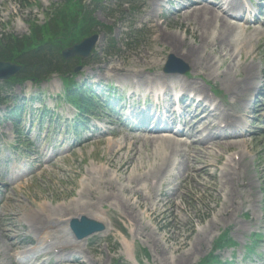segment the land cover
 I'll use <instances>...</instances> for the list:
<instances>
[{"label":"rangeland","instance_id":"obj_1","mask_svg":"<svg viewBox=\"0 0 264 264\" xmlns=\"http://www.w3.org/2000/svg\"><path fill=\"white\" fill-rule=\"evenodd\" d=\"M66 1L0 0V42L1 36L6 34L17 37L30 35L34 24L45 25L52 16H56V8ZM80 2L82 10L102 25L92 26L89 30L98 35L91 57L83 65L76 59H70L71 63L66 64L63 70L69 74L79 65L82 69L74 76L72 73L69 77L62 76L60 72L54 75L47 73L41 76L43 80L38 84L26 81L2 87V97L18 103L26 102L25 119H29L24 126H30L33 121L31 111L40 107L31 102L40 98L43 101L41 107H47L51 113L56 111L54 122L59 121L56 129L53 126L56 134L46 141L45 136L36 132L28 137L21 127L19 130L24 131L26 138H18V127L13 128L9 121L0 123V264H200L213 253L224 232H228L229 238L237 244L221 247L213 253L215 256L219 255L227 264H264V239L253 246L254 253L248 252L253 235L264 236V131L260 129L264 125L253 122L255 118H247L251 112L240 116L248 123L249 133L241 139L227 141L235 144L221 147V151L211 150L205 162L214 167L209 172L200 173L197 180L185 181V178L178 179V175L183 171L182 164L190 166L189 156L180 153L181 149L176 148L172 153L166 145L158 147L155 143H144L142 131L136 132L132 127L123 126L108 117L114 111L107 110L106 115L101 110L94 113L96 116L88 123L87 132L79 131L78 136L74 135V129L68 132L75 123L77 112L63 94V81L67 79V83L77 82L79 85L102 82L121 86L117 82L120 76L112 74V69L123 67L140 73L145 70V74L156 72L162 77H175L173 86L182 94L184 91L188 95L195 92L187 89V86L195 84L212 98L210 88L213 87L218 97L238 115L256 95L257 87H261V98H264V77L261 74L264 71V27L260 26L255 37L251 29L228 32L227 28L201 26L195 18H175L172 14L177 5L172 3L173 8L167 11L166 1L163 3L164 15L159 21L152 13L155 6L151 0ZM151 19L154 23L149 26ZM166 33L180 35L189 46L199 45L202 33L206 35L209 45L194 57L197 68L186 59V49L174 50L162 42L161 35ZM212 44L217 45L216 49L210 46ZM220 51L226 54L224 58ZM169 55L187 60L189 72L186 75L165 74L163 69ZM252 66L255 70L251 69ZM136 73H130L132 81L124 84L139 82L137 86L145 90L149 86L144 81H151L152 76L138 74L144 79L139 81ZM239 85L244 87L242 91L237 90ZM4 111L5 107H0L1 116H4ZM261 113L264 116V109ZM97 118L102 123L99 126H95ZM109 121L114 124L104 131L111 132V135L98 128L103 129ZM38 126L37 123L33 129L36 131ZM74 139L78 143L75 144ZM134 143L137 147L135 153L139 152V164L141 161L158 163L162 156H168L169 161L164 177L158 182L153 179L148 183L136 182L132 186L153 184L180 206L173 212L159 204L154 214L139 209L136 212L141 216L142 228L133 227L122 211L126 195L119 199L121 205L108 197L110 192H120L127 185V174L117 171V167L128 151L125 147ZM216 151L220 153L217 159L214 156ZM239 151L244 152L243 159L236 156ZM50 159L54 160L49 163ZM231 159L236 160L233 168H240L235 183L230 181L235 176L230 175L229 170L225 171L226 163ZM100 170L106 172L105 176L99 173ZM187 174L193 173L189 171ZM90 190L95 192L97 199L91 198ZM169 200L164 199V202ZM87 205L94 207L83 209ZM68 207L72 212L65 209ZM232 207L235 214L230 221L224 218L216 229L208 230L216 217ZM81 213L104 222L111 231L92 236L79 248L66 233L64 223ZM181 221H188V224L181 226ZM56 223L59 227L55 228ZM4 226L16 236L12 248H8L2 234ZM45 227L54 235L51 236L54 242L62 241V251L50 256L39 253L38 260H25L22 256L24 251L40 247L38 239L33 241L35 229ZM199 238L203 240L200 245ZM126 245L130 247V254L126 252ZM142 250L149 254L144 255Z\"/></svg>","mask_w":264,"mask_h":264},{"label":"bare ground","instance_id":"obj_2","mask_svg":"<svg viewBox=\"0 0 264 264\" xmlns=\"http://www.w3.org/2000/svg\"><path fill=\"white\" fill-rule=\"evenodd\" d=\"M153 3H155V7L154 10L152 11L153 15H155V17H157L158 15V11L161 12V1L162 0H151ZM182 1V0H181ZM230 11H236L237 13H242L244 10L241 7H238V5L236 4H231L228 5V7L226 9H223V6H217V7H210L205 0L203 1H195V2H191L188 5H185L182 8H179L174 17L175 18H184V20H189L192 18H195L197 20H199L200 25L201 26H209V27H219V28H227L228 32L230 31H234L236 29H242V27L239 24L236 23H231L230 22ZM154 23V21L151 19L148 21V25L151 26ZM158 27L159 25L156 24ZM232 26V27H231ZM248 30V29H247ZM251 32H253L254 36L256 37L258 34L257 29H251ZM193 33L197 34L196 29H193ZM208 34V33H207ZM162 42L169 44L174 50H181V49H186V53L185 56L187 60L192 61L194 64V68L196 67V64L194 62V57L196 56L197 52L200 49H203L205 46H208V42H207V37L204 33H202V36H200V44L199 45H195V46H189L186 41L180 36L177 35L175 33H166V34H162ZM210 46H213L216 49L215 44H212ZM219 54L221 55L222 58H224L226 56V54H223V51H220ZM181 58V57H180ZM183 60L185 62H188L187 60H185L183 58ZM188 62V63H189ZM252 70L255 69L254 66L251 67ZM233 70V69H232ZM112 74H116L121 76L123 79L126 78L125 80H127L128 82L132 81L131 77L136 73L137 75L135 77H138L139 75H150L152 76V80L151 81H144L142 76H139L138 80L139 81H144L145 84L147 85H154V87H158L156 89H163L166 93H168L169 91L172 90V86H173V81L176 79L175 77H167V76H163L161 74L157 75L158 73H154V74H145V70L142 71V73H140L139 71H132L131 69L128 68H123V67H116L115 69H112ZM130 73H134L133 75ZM139 74V75H138ZM226 75H229V73H227ZM119 82L121 83L122 80H119ZM139 83V82H138ZM169 83V84H168ZM176 83H178V79L176 81ZM188 88H192V89H196V90H200V87H196L195 84H191L189 86H187ZM187 88V89H188ZM243 86L239 85L237 90L242 91ZM217 113L215 114V116L213 115L212 111H205V113H203L201 115V119L196 123V125H194V127L192 129H190L191 132V138H189L190 140L193 138V140H191L189 143L186 141H182V140H177L174 137L168 135V134H159V132H157V130H150L148 133H145V137H142V139H144V143H155L158 144V147H163L165 146L166 149H168L169 151H171L172 153H175L176 148L177 149H181L179 152L183 153L187 156L190 157V166L188 167L186 165V163L182 164L183 166V174L182 172L179 173L178 175V179H194L197 180L200 176V173H204V172H209V169L213 168L214 165L209 164L207 162H205V160L207 159V157H210V151L213 149H217L219 151H221V147H225L230 146V145H234L235 143H227V141H231L227 138H217L215 137V133H224L227 130H231V129H235L232 127H237V125L234 119L233 114H231L230 112L225 113L224 111H219L216 110ZM213 116L217 119L222 121V123L225 125L224 129L221 128V124H213L211 123V119L213 118ZM203 124V125H202ZM201 128H198L199 126H201ZM204 134V135H203ZM223 135V134H222ZM243 137V134H236V136H234V138H232V140H237ZM220 139L223 140V142H220ZM225 140V141H224ZM128 149V151L125 153V155L123 157H121V161L118 163V167H117V171H125V173L127 174L126 176V183L127 185L125 187H123L121 189L120 192L117 191H113L109 193L108 197H110L111 199L115 200V201H119L120 198L124 197V195H126V199L125 201H123L122 204V211L125 215H127L128 220L130 221L131 225L133 227H140L142 228V219L141 216L137 213L138 210H143L145 213L149 214V213H153L155 212L156 206H158L159 204H162V206L173 210H178L180 209V206L178 204H176L174 202V199H170L168 198V194H165L164 192L161 193L160 190L156 189V187L153 186V184H145V185H139V187L137 186H132L134 183L136 182H150L151 180L154 179V181H159L161 178L164 177V170H165V166L167 165L168 161H169V157L168 156H162L161 160H157L159 161L158 163L153 162L152 164L146 163L144 161H141V163H138V158H137V154H139V152L135 153V150L137 149L136 147V143L134 144H130L128 145V147H125ZM123 150V149H120ZM178 152V154H179ZM114 154V153H113ZM154 155V153H153ZM237 155H239L241 157V159L244 158V152L243 151H239L237 153ZM216 159L219 156V152L216 151L215 155ZM54 159H50L49 163H51ZM235 163L234 160H230L229 163L226 164L225 166V171L229 170V174L230 175H234L235 179L231 178L230 181L232 182H236L237 178H238V170H240V168L234 169L233 168V164ZM237 164V163H236ZM229 168V169H228ZM146 170V171H145ZM144 171V172H141ZM191 171L193 174L188 175L187 172ZM99 173L102 176H105V171L104 170H100ZM112 180V179H111ZM109 180V181H111ZM180 186V185H179ZM222 191V190H221ZM150 193H151V198H150ZM154 193V194H153ZM90 196L93 199H97V196L95 194L94 191L90 190ZM84 197V195H83ZM104 197H107V195L104 194ZM181 198V195L179 194V199ZM151 199V200H150ZM164 199H167L169 201H167L166 203L164 202ZM149 200L152 201V203H149ZM120 202V201H119ZM121 205V202H120ZM94 205H87L85 208L83 209H93ZM67 211L72 212L71 208H65ZM137 211V212H136ZM235 214V209L232 208H226L222 214H220L221 216L216 217V219L207 227L208 230H213L216 229L219 225V223H221L222 219H226L227 220H231L233 215ZM81 215H84L83 213L76 215V217H80ZM89 216V215H88ZM91 217V216H90ZM92 218V217H91ZM69 221L70 218L65 220L64 226H65V230L69 231V233L71 234V236L73 237L74 241L77 243V247H79L80 245L86 244L88 242V240H83V241H79L76 240L74 238V236L72 235V233L69 230ZM180 223V222H179ZM181 226H185L188 224V221L186 222H182L181 221ZM59 227V224L56 223L55 228ZM45 229V228H43ZM46 230V229H45ZM108 231H111L110 227L106 226V230L104 232L107 233ZM38 235L41 233L43 235H45V231L42 230H37L36 232ZM2 234L7 242L8 248H12L15 244L16 241V236L11 234V230L9 228H7L6 226H4V228L2 229ZM49 235V232L47 233ZM47 235V236H48ZM46 236V237H47ZM45 242V241H44ZM43 242V246H41L40 248L43 249L44 246L46 245V243ZM201 243H203L202 239H198V244L200 245ZM58 245H63L61 243H54L52 245L53 247H57ZM81 247V246H80ZM79 247V248H80ZM129 250L130 247L126 246V251L129 254ZM43 251H45L43 249ZM195 251V249H194ZM37 252L34 250H26L23 252V255H25L28 259H36L37 256L35 255Z\"/></svg>","mask_w":264,"mask_h":264},{"label":"trees","instance_id":"obj_3","mask_svg":"<svg viewBox=\"0 0 264 264\" xmlns=\"http://www.w3.org/2000/svg\"><path fill=\"white\" fill-rule=\"evenodd\" d=\"M95 24L90 16L74 14V12H61L50 27L38 31L37 36L34 34L23 39L12 36L11 39H8L6 45H2L0 48V60H21L23 79L31 78L38 81L41 76L61 69L60 63L63 64V59L60 56L58 33H67L66 39L70 42L73 37H85L90 34L89 30ZM78 27L80 32L81 28L84 31L78 33ZM72 87L81 92V88L78 86L72 85ZM69 91L73 93L72 88H69ZM83 97V95L77 98L76 96L70 97L81 111L87 104V100Z\"/></svg>","mask_w":264,"mask_h":264},{"label":"water","instance_id":"obj_4","mask_svg":"<svg viewBox=\"0 0 264 264\" xmlns=\"http://www.w3.org/2000/svg\"><path fill=\"white\" fill-rule=\"evenodd\" d=\"M96 40H97V37L88 39L83 44L78 45L74 47L73 49L66 51L64 55L66 57L69 55L70 56L79 55L82 57H87L91 50L92 45L94 44ZM87 45H91V47L89 46V48L85 50V47ZM174 60H175L174 57H170L169 62H168L169 65L166 67V71L171 70L172 66L176 63L174 62ZM18 70H20V67H16V66L9 65V64H0V79H3V78L8 79L12 75H14ZM71 227L79 239L86 238L94 233L104 230V226L102 224L96 221L90 220L86 217H83L80 221L74 219L71 222Z\"/></svg>","mask_w":264,"mask_h":264}]
</instances>
